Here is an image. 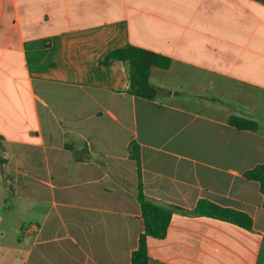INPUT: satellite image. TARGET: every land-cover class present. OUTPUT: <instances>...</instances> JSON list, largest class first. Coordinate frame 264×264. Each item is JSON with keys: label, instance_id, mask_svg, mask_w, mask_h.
I'll use <instances>...</instances> for the list:
<instances>
[{"label": "crops", "instance_id": "crops-1", "mask_svg": "<svg viewBox=\"0 0 264 264\" xmlns=\"http://www.w3.org/2000/svg\"><path fill=\"white\" fill-rule=\"evenodd\" d=\"M128 46L171 61L150 70L154 100L102 63ZM262 106L264 0H0V264H131L139 180L177 209L148 264H264L244 178L264 164ZM200 200L251 230L195 215Z\"/></svg>", "mask_w": 264, "mask_h": 264}, {"label": "trees", "instance_id": "trees-1", "mask_svg": "<svg viewBox=\"0 0 264 264\" xmlns=\"http://www.w3.org/2000/svg\"><path fill=\"white\" fill-rule=\"evenodd\" d=\"M111 61H122L127 65L130 80L129 94L145 100H154L159 94V90L149 82L150 70L153 67L168 69L171 63L168 58L133 46L109 52L103 58L102 63L107 64ZM228 124L240 130L255 131L257 129L255 122L235 116L229 118ZM130 155L138 164L139 153L136 144H130ZM244 178L259 184L264 208V164L245 172ZM137 201L141 210L144 230L138 238L136 250L132 253L131 264H148L147 238L163 239L177 209L172 206L161 205L145 197L140 180L137 185ZM193 213L199 217L227 222L247 231L252 228V220L248 215L219 207L206 200L198 201Z\"/></svg>", "mask_w": 264, "mask_h": 264}, {"label": "rangeland", "instance_id": "rangeland-1", "mask_svg": "<svg viewBox=\"0 0 264 264\" xmlns=\"http://www.w3.org/2000/svg\"><path fill=\"white\" fill-rule=\"evenodd\" d=\"M260 117H261V120L263 121L262 124H261V128L264 129V107L262 106L260 108Z\"/></svg>", "mask_w": 264, "mask_h": 264}]
</instances>
